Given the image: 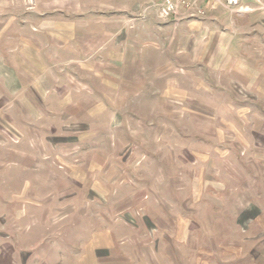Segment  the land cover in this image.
<instances>
[{"label":"rangeland","instance_id":"374dc122","mask_svg":"<svg viewBox=\"0 0 264 264\" xmlns=\"http://www.w3.org/2000/svg\"><path fill=\"white\" fill-rule=\"evenodd\" d=\"M161 5L0 0V264H264V0Z\"/></svg>","mask_w":264,"mask_h":264},{"label":"built area","instance_id":"2783aa9c","mask_svg":"<svg viewBox=\"0 0 264 264\" xmlns=\"http://www.w3.org/2000/svg\"><path fill=\"white\" fill-rule=\"evenodd\" d=\"M242 0H162L160 15L163 18L180 16L181 13L195 12L197 15H204V7L224 6L228 10L241 8Z\"/></svg>","mask_w":264,"mask_h":264},{"label":"crops","instance_id":"0c3cea01","mask_svg":"<svg viewBox=\"0 0 264 264\" xmlns=\"http://www.w3.org/2000/svg\"><path fill=\"white\" fill-rule=\"evenodd\" d=\"M154 259H156V261H154V262H150V263H148V262H141V263H139V264H163V262H159V260H158V258H157V256H156V254H154V257H153ZM161 258H163L162 256H161ZM132 264V263H131ZM179 264H189V262H186L185 263V261L184 260H182V261H180V263ZM194 264H209V263H205V262H200V261H198L197 263H194ZM231 264V263H230Z\"/></svg>","mask_w":264,"mask_h":264}]
</instances>
